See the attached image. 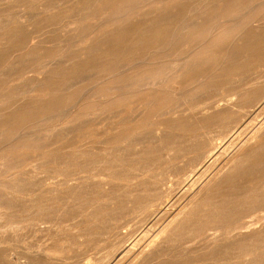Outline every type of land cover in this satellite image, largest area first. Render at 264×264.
Here are the masks:
<instances>
[{
  "label": "bare ground",
  "instance_id": "1",
  "mask_svg": "<svg viewBox=\"0 0 264 264\" xmlns=\"http://www.w3.org/2000/svg\"><path fill=\"white\" fill-rule=\"evenodd\" d=\"M72 2V6L69 9L70 14L76 13L78 17H81L80 15L82 14L85 15V17L88 16V19L91 18V25L93 24L91 30L93 31L91 32L90 30L89 32L86 30L89 34L84 39H80V50H78L74 56L64 57L63 63L60 66L49 67V64L51 63H47L49 69L46 70L44 68L46 71L44 70L45 73L43 74L44 76L42 75L43 78L39 79V76H37L39 80L36 83V89L31 88L34 86H30V89L26 87L27 90L24 88L23 92H21L22 89L21 91H18L19 93L16 91L17 96L9 99L13 96L11 94H13L12 92L14 91H12L10 93L11 97L9 96L8 98L9 100L5 99L0 92V121L3 120V122H0V127L3 126L2 128H4L9 125L16 118L17 114H19V116L23 115L24 117H29L31 108L37 107L38 104L40 105V98L47 102L48 98L55 96V93L62 89V84V86L65 84L66 89L67 80L69 81L72 79L76 70L85 72L92 69L94 71V67L102 65L103 63L105 64V62L109 63L113 61L112 64L116 62L119 64V61L117 60L127 59L125 63L121 64V67L119 66L120 68L118 67L119 71L122 72L121 77H115L118 75L116 72V75L114 76L115 78H113L114 72L111 71V69L113 70V68H111L113 65L110 64L111 66L107 67L109 71L105 67L107 72L105 74L106 76L104 74L105 77L101 75L103 78H107L106 81H109L106 83L105 88H103V86H101L100 89L96 88L106 82L103 78L104 82L102 81L99 86L96 82L94 83L93 80L90 84H96L95 86H92V84L91 86L90 84L87 86L84 85L85 87L80 89V96H77L75 100L73 99L69 103L64 104L65 110L63 109V113H66V117L64 118L65 121L60 125L64 128L63 133H65V136H68V133H71V130L68 132L70 128L69 123L73 122V119L78 118L79 120L81 119L80 121L78 120V123L80 124L82 118L79 117L89 115L85 108H93V111H91L90 114L98 116V118L95 117L98 122L99 118L102 119L100 115L104 113L103 111L106 107L105 102L112 101L111 103L115 106L112 109L116 113L120 114L121 112L120 115L122 116H120L121 118L119 117L120 119L117 118L118 120L113 121L112 129L115 131L120 129V131L115 136H104V139L94 141H87L83 134H78L80 138L77 143H75V141L71 142L70 140L72 139L70 138V140L64 141L59 146L50 144V146H41V149L37 151L32 150L33 152H31L30 150L28 153L26 151L24 153V155L27 153L25 158L23 160L22 158L19 159L20 164L17 162L18 157H15L16 159L14 158L11 161L9 160L10 162L16 160L15 162L18 163L17 165H19V169H15L13 165H9L10 163L8 164L6 160L17 155L12 154L13 151L19 149L26 150L28 148L27 142L23 143V140L27 136L29 137V135L31 136V134H34L35 132L33 131L35 130L29 128L26 125V122L21 124L20 127H11L12 130L11 133H9L10 135L8 137L4 136L3 139H0V170L4 174V178L0 180V234L2 235L9 230L11 232L14 230V232L17 231L18 233L17 229L26 225L27 227L28 225H33L38 230L45 231L48 235L50 234L53 237L58 235L56 243H53L52 245L49 244L50 246L46 247L43 246L42 250L40 248L38 256L27 257L28 259H25L24 261H22L23 259L15 260L12 256H8L9 250L3 249L0 245V264H46L48 259L50 260H48V264L49 262H52L53 264V261L56 260L53 258L63 251L62 249H64L63 247L66 245L64 242H68L70 239L68 238L70 232L64 233V231H62L65 230V227H63L62 224L63 222L66 223V221H69L70 219L71 223L70 225L67 224L68 226L66 227L73 230V235L71 236H74V238L77 239L84 237L85 239V236L88 238L89 236L92 237V234L97 232L99 234V232L109 227L108 225L112 226V224L116 223L117 221H113V219L118 217L116 214L118 215L119 212H127V214H129L128 211H142L145 214V218H149L150 214L151 216L153 215L152 213L154 211H151V207L154 205L158 206L157 212H155L157 215H154L158 222L163 217L165 218V221L159 226L160 228L158 227L159 229L157 233H154L152 236L153 238L142 248L137 247L138 245L140 247V244H138L140 239H138V243L136 240L138 237H135L136 239L132 237L136 240L132 245H130L132 240L129 245H124L126 235H121L117 241L114 240L115 243H113L111 247L112 249L109 252L107 251L110 260L112 257V260H115L114 262L116 264H120V262L129 258H131L130 264H264V213L261 217L259 216L263 219V224L260 226H252L249 224V220L245 219L252 210L259 208L264 211V116H262L263 113H259V111L264 112V81H259V79L257 80L255 78L257 81H252L253 83L251 82L249 86L246 85V87L244 84L245 87L242 86V89H239L240 93H238L240 96H238L239 98L237 97L238 100L236 102L230 103L229 99L231 97L227 100V103L225 102V105L223 102L219 104H217V102L212 107V111H209L206 114L203 113L199 118L195 117V119L190 121L186 119L188 120L186 121L183 118L180 119L181 117L178 118L174 116L176 119L171 117L174 120H169L170 123L169 121L157 122L156 127L153 130V132H155L153 133L154 138L152 139L145 136V133L143 134V132H140L143 135H138L136 136L137 138H135V141H130V138L125 134L126 130L121 129L127 126L126 124L129 121L134 122L136 120L137 124L134 128L136 131H140L139 129L143 126V124H141L143 116L148 108H151L152 115L159 114L162 106L159 103H156V94L161 95L163 92H167L170 96L179 97L187 91L191 92L192 90L205 85L210 80L209 77L212 76L213 73H216L220 77L222 76L224 79H234L240 74V71H244V68L246 69L244 64L247 62L249 67L251 66L253 68L255 64L256 66L259 64L258 67H261V65L264 64H261V62H264V23L258 22L257 25L252 26L251 22L252 29L250 33H247L248 35L246 37L245 34L244 36L238 34L239 32L235 34L233 39L230 40V44H226L228 45L226 47L228 50L218 49L215 51V49L211 48L206 49L203 48V42L206 40L207 43V38L209 39V36L212 38L213 35L214 37L217 36L218 38H222L225 35V28L227 27L222 26L219 28L218 25L227 24L229 22H234V24H236L238 20L240 21V18L248 14L253 7L255 8L256 5L263 4L264 0H184L182 3H180V0H173V2L170 0L169 2L168 0H158L156 5L155 1L154 3H151L154 4V7H151L154 9L145 12L147 8L143 10L144 8L142 7V11L144 12L138 11L135 14V16H137V14L141 12L144 14L143 18L140 17V13L138 14L140 18L138 16L130 18L129 16L128 21L124 20L125 23L123 21L122 24L110 27H108V22L113 19L108 15L113 11L117 12L124 3L115 4L117 2L116 0H72ZM120 4L122 5L121 7L119 6ZM37 5L35 4L36 7ZM46 5L45 8L48 6ZM116 5H118L119 8H117ZM126 6L124 9H127L130 4L127 7ZM42 8H39V12ZM1 9H3V6ZM37 10H35V13L32 11L34 15H41L36 12ZM46 11L47 9L45 12ZM48 11L46 13H48ZM21 13H18V16L16 15L18 17L17 23L27 28L26 22L22 19L23 16H21ZM76 14H73V17L75 15L76 21L77 19L80 21V18H78ZM94 15L99 19L97 17V19H94V17L92 18ZM0 17L2 18V16ZM29 17H31V15ZM115 17L118 18L117 16ZM44 19L46 20V18ZM8 20L9 19H7V21ZM106 20L107 23H103ZM88 21L86 22L90 23V20ZM98 21L100 24V21H103L102 23L108 28L105 27L106 30L104 28L103 30L102 28L99 30L103 24L99 27ZM82 23L80 24L82 25ZM239 23L238 25L241 24ZM50 24L52 25V23ZM2 25L3 24L0 25V55L1 53H4L2 52L3 50L9 49L12 35H14L12 32H15L11 30V27L5 29ZM62 25H64V23ZM89 25L90 24L86 26ZM75 26L73 25L72 28H76ZM24 27L22 28L24 29ZM58 27H55L56 30H58ZM50 29L54 30V28ZM88 29L90 28L88 27ZM43 31L46 32L45 30ZM230 31L228 33H230ZM23 34L24 33L22 32L21 36ZM30 34L32 33L30 32ZM69 35L71 34L69 33ZM50 37L52 38V36ZM18 38L20 39V37ZM59 38L63 39L64 37L61 36ZM14 39L17 38L14 37ZM65 40L68 39L65 38ZM80 40H78V42ZM75 42L78 43L77 41ZM27 43L29 42L27 41ZM33 43L35 42L31 41V45ZM176 43H181L182 45H179L184 47L182 50L185 51L183 53L181 52V55H179L181 48H179V53L176 52L178 49H174V44ZM211 43L212 40L210 44ZM33 46H28L29 48H32L30 49L29 54H34L39 51L38 49L37 51L35 50V52ZM39 46L40 45L37 47ZM230 46H232V48H228ZM10 48L13 49L12 47ZM176 48H178V46ZM75 49L77 50L76 47ZM13 51L11 52L10 50V52H8L9 54H12V57H10L8 53L6 56L7 59L10 57L11 61L8 59L10 63L13 64L16 62L17 64V61H14L17 54L13 56ZM71 51L72 50H70V52ZM23 52H25V50ZM175 53L178 55L176 56ZM21 56L22 55H20V57ZM32 57L34 58V56ZM169 58L172 59H170L171 61L169 60L171 64L168 65L169 61H167V59ZM4 60L6 59L4 58ZM53 61L54 60L50 62ZM249 62H252V64L250 65ZM8 63L9 62H7V64ZM9 65L7 67L11 66ZM102 66L104 67V65ZM157 66L160 69L161 74L165 72L167 73V70H169L168 73L171 74L170 81L163 78L160 73L157 74L159 70L156 68ZM167 66H170V68L167 69ZM25 67L27 68V66ZM3 68L4 66L2 64V69ZM102 68H97L96 71ZM116 68L114 70H116ZM156 69L158 70L156 71ZM110 71L112 73H108ZM9 73L6 72V74ZM40 73L42 72L40 71ZM9 75V80H11V75H13V73L10 76ZM215 75L213 74V77ZM243 75L245 77V74ZM80 78L84 80V78ZM14 80L15 79L12 81ZM20 80L23 81L22 79ZM4 81H6V79ZM0 82H2V80H0ZM231 82L232 84L234 83L233 81ZM8 83L11 84L12 82L10 81ZM148 84L152 85L154 91L150 94H145L144 92L142 94V90L147 87ZM14 85L16 84L14 83ZM18 85L14 86V88H20ZM33 85L35 84L33 83ZM219 85H221L220 82ZM5 87L3 86L0 90L2 91ZM149 88L151 87L149 86ZM36 90L40 91L39 93L37 91L38 95L34 92ZM204 90H206V88ZM5 93L7 92L4 91V94ZM168 94L166 96H169ZM101 95L108 96V99L101 98ZM131 95L134 97L133 102L136 104L132 112H130L131 109H128L129 105L125 102L126 98ZM211 95L212 94L209 96ZM194 96L197 98V95ZM215 98L217 97L215 96ZM49 101L52 102L51 100ZM207 101L204 103H207ZM207 104H210V102ZM89 105H91V107ZM248 107L253 108L247 110ZM81 108H83V110H81ZM37 109L35 111H37ZM109 109L110 111H113L111 108ZM61 110L62 108L60 111ZM55 113L58 114V112L53 113L54 117ZM162 113L160 114L162 115ZM49 114L51 115V112ZM111 114L114 115L113 112ZM8 115L10 116V119L7 118ZM60 115H62V113ZM260 115L262 116L261 118ZM23 116L21 119H23ZM52 116H50V120ZM86 117L88 118V116ZM47 119H49V116ZM60 120L62 121V119ZM186 122H190V126L188 125L189 123ZM53 123L56 122L53 121ZM56 124L57 126L59 125L58 123ZM215 124L222 127L217 136L218 138H221L222 142L220 141L217 144L215 143L217 137L214 135L208 136V134H211L212 132L208 129L205 130V128L211 127L212 125L215 126ZM233 124H236L233 126L234 130L230 128ZM57 126H51V128L49 127L46 131L53 133ZM231 130L232 133L229 134V131ZM40 131L41 130L39 129V133ZM144 131L146 132V129H144ZM39 133L37 135H40ZM1 134H3V132ZM4 134L7 135V133ZM150 134L151 133L148 135L150 136ZM202 135L208 136L207 141L204 143L199 141L200 136ZM90 142L97 143V145L94 146L92 144L91 146ZM46 143L48 144V142ZM8 154L13 155V157H10ZM183 155H189L188 157L190 159L185 157L188 162H184V159L181 158L184 162H182V164H187L185 165V169H183L185 170L182 175L183 179L176 180L179 185L184 182V186H181L180 189L181 192L178 188L177 191L175 190L176 188L173 187L162 188V184L166 180V177H159L162 172H165L162 170L163 164L160 165V161L165 163L169 162V164L171 162L170 165L172 168L175 160ZM181 161L182 160H180V162ZM169 164H167V166H169ZM180 164L181 163L178 162L174 165H176L175 167L180 168ZM182 167L184 168V165ZM96 168H98L100 172H92L93 169ZM179 168L177 170L180 172L181 169L179 170ZM178 171L174 170L173 172ZM163 177L165 180L162 179ZM182 195L184 199H186V202L178 208L177 201ZM167 197H171L173 202L163 207L162 204ZM134 216L136 217V215ZM48 222H50L49 225ZM109 222H112V224ZM146 222L148 223V221ZM115 225L117 226V224ZM144 228L146 229L147 227ZM151 230H153V228ZM104 231L106 234V230ZM202 234L209 235L210 240L206 243L201 252H196L195 248L191 249V251L187 248L185 250L187 255L185 254V257L181 255L184 257L182 258L183 260L179 258L176 259L178 251L175 250V246L178 241L180 243V241L184 239L188 240L191 236H202ZM118 235L120 236V234ZM2 240L3 236H0V244ZM28 250L30 251V249ZM190 252L193 254L191 255ZM79 255L81 256V254ZM177 260H181V262L179 261V263Z\"/></svg>",
  "mask_w": 264,
  "mask_h": 264
},
{
  "label": "rangeland",
  "instance_id": "2",
  "mask_svg": "<svg viewBox=\"0 0 264 264\" xmlns=\"http://www.w3.org/2000/svg\"><path fill=\"white\" fill-rule=\"evenodd\" d=\"M22 1V2H21ZM28 1H30V2H28ZM40 1V2H39ZM42 1V2H41ZM113 1H115V0H113ZM117 2L115 3V4H118V3H121V4H123V6L120 4L119 6L121 7V8H119V6L118 5H116L117 6V8H119L118 10H117V12H111V14H109L108 16L109 17H111L113 20L112 21H110V22H108V27H110V26H116V25H119V24H122V22L125 20V21H128L129 20V16H130V18H134V17H139V15L138 14H140L141 12H139L138 14H137V16H135V14L138 12V11H142V9L143 10H145L146 8L148 9H146L145 10V12L146 11H149L150 9H154V8H151V7H154V4H151V3H154V1H155V5H156V3H157V1L156 0H116ZM125 1V2H124ZM143 1V2H142ZM171 2H173V0H170ZM177 1H179V0H177ZM184 0H180V3H182ZM186 1V0H185ZM25 2V3H24ZM37 2V3H36ZM150 2V3H149ZM168 2H169V0H168ZM10 3V4H9ZM11 3H13V4H11ZM19 3V4H18ZM44 3H46V4H44ZM50 5H49V4ZM54 3V4H53ZM72 0H36V1H34V0H0V16H2V18H3V21H2V18L0 17V25L1 24H3L2 25V27L3 28H9V27H11V30H13V31H15V32H12V34H14V35H12V39H11V42H10V47H12L13 49H11L10 47H9V49L11 50V52L13 51V56H15L16 54V59L14 60V61H17V64H16V62L15 63H10V57H12L11 55V53L9 54L8 52H10V50L9 49H7V50H9V51H7V50H3L2 52H4L3 54L1 53V55H0V68H1V70H0V73L2 74H0V80H2V82H0L1 84V88L0 89H2L3 88V86L5 87V86H7L8 88H10V89H8L7 87H5L2 91L0 90V92L3 94V97L5 98V99H8L9 98V96H10V93L12 92V91H14V92H12L13 94H11V95H13L11 98H9V99H12L13 97H15V96H17L16 95V93L18 92V91H21V89H22V91L21 92H23V90H24V88L26 89V87L27 88H29L30 89V86H34V87H31L32 89H36L35 88V86H36V83L38 82V80L39 79H41V78H43L42 77V75L45 73L44 72V70L46 69H49V67H53V66H60L62 63H63V60H64V57H71V56H74L76 53H77V51L78 50H80V43H81V40L82 39H84L85 37H87L88 36V34H89V32H90V30L92 29V26H93V24L91 25V21H92V19L91 18H89L88 19V16H86L85 17V15H80L81 17H78V15L76 14V13H73V14H76L77 15V17L78 18H80V21H79V19H77V21H76V16L74 15V17H73V14H70V7L72 6ZM129 3L130 4V6L127 8V9H124L125 8V6L127 5V4ZM35 4L37 5V7L35 6ZM40 4H41V6H40ZM44 4V5H43ZM128 4V5H129ZM10 5V6H9ZM12 5V6H11ZM31 5V6H30ZM45 5L47 6L46 8H45ZM53 5V6H52ZM127 5V6H128ZM132 5V6H131ZM2 6H3V9H1L2 8ZM9 7V8H7V7ZM17 6V7H16ZM20 6V7H19ZM39 6V7H38ZM42 6H43V8H42ZM126 6V7H127ZM134 6V7H133ZM15 7V8H14ZM19 7V8H18ZM26 7V8H25ZM143 7V8H142ZM39 8H42V10L39 12ZM123 8V9H122ZM8 9V10H7ZM20 9V10H19ZM27 9V10H26ZM38 9V10H37ZM47 9V11H48V13H46L45 12V10ZM129 9V10H128ZM141 9V10H140ZM256 9V10H255ZM12 12H11V11ZM35 10H37L36 12L37 13H39V14H41V15H38V14H35L34 15V13H35ZM73 10H75V9H73ZM122 10V11H121ZM5 13H4V12ZM7 11V12H6ZM14 11V12H13ZM19 11V12H18ZM23 12V13H21V12ZM26 11V12H25ZM34 13H33V12ZM27 12H28V14H27ZM31 12V13H30ZM52 12V13H51ZM75 12V11H74ZM142 12H144V11H142ZM18 13L20 14H22L21 16H26V17H24V18H27V16H28V18L27 19H24L23 17H22V19L24 20V22H26V25H27V28L26 27H24L23 25H19L18 23H17V16H18ZM29 13H30V15H31V17H29L30 15H29ZM15 14V15H14ZM25 14V15H24ZM50 15V16H48V15ZM69 14V15H68ZM118 14V15H117ZM249 14V15H248ZM248 14H246L245 16H243L242 18H240V21L238 20V22L236 23V24H234V22H229V23H225V24H222V25H218L219 26V28L220 27H222V26H225V27H227V28H225L226 29V31H225V35L222 37V38H218L217 36L216 37H214V35L212 36V38L209 36V39L207 38V43H206V40L202 43L203 44V48H206V49H208V48H211V49H215V51H217L218 49L219 50H221V49H224V50H228L226 47L230 44V40H232L233 39V37L235 36V34H237L238 32V34H241V35H243L244 36V34H245V37L250 33V31H251V29H252V27H251V24H252V26H255V25H257L258 24V22H261V23H264V3L263 4H258V5H256L255 6V8L253 7L252 8V10H250L249 11V13ZM17 15V16H16ZM34 15V16H33ZM37 15V16H36ZM48 17H47V16ZM52 15V16H51ZM97 15V14H96ZM127 15V16H126ZM134 15V16H133ZM141 15H143V16H141ZM20 16V15H19ZM39 16H41V17H39ZM64 16V17H63ZM83 16V17H82ZM115 16H117L118 18H114ZM132 16V17H131ZM10 17V18H9ZM33 17V18H32ZM65 17H67V18H65ZM94 17V19H97L98 17L97 16H92V18ZM97 17V18H96ZM126 17H128V18H126ZM140 17H144V14L143 13H141L140 14ZM139 17V18H140ZM9 19L8 21H7V19ZM12 18V19H11ZM30 18V19H29ZM31 18H32V20H31ZM37 18V19H36ZM43 18V19H42ZM44 18H46V20L44 19ZM48 18V19H47ZM54 18V19H53ZM70 18V19H69ZM83 18V19H82ZM85 18V19H84ZM141 18V19H142ZM244 18V19H243ZM53 19V20H52ZM68 19V20H67ZM82 19V20H81ZM99 19V18H98ZM243 19V20H242ZM262 19V20H261ZM5 20H6V22H5ZM25 20H27V21H25ZM31 20V21H30ZM48 20V21H47ZM50 20V21H49ZM51 20H52V22H51ZM72 20V21H71ZM84 20H86V21H88V20H90V23H88V22H86V21H84ZM252 20V21H251ZM253 20H254V22H253ZM11 21H12V23H11ZM34 21V22H33ZM36 21V22H35ZM43 21H47V22H43ZM57 22V24H56V22ZM60 21V22H59ZM63 21V22H62ZM75 21H76V23H75ZM93 21H97V20H93ZM125 21H124V23H125ZM34 24H33V23ZM39 22V23H38ZM68 22V23H67ZM83 22V23H82ZM85 22H86V24H85ZM101 22V24H103V23H107V20L105 21V22H103V21H100ZM103 22V23H102ZM241 24H240V23ZM252 22V23H251ZM6 23V24H5ZM9 23V24H8ZM36 23V24H35ZM50 23H52V25L50 24ZM58 23H60V24H58ZM64 23V25H62ZM80 23H82V25L80 24ZM98 23H99V21H98ZM115 23V24H114ZM238 23L240 24V25H238ZM247 23V24H246ZM251 23V24H250ZM4 24H5V26H4ZM28 24H29V27H28ZM45 24V25H44ZM65 24H66V26H65ZM88 24H90L89 26H86V25H88ZM100 23H99V27H100V25H101ZM11 25V26H10ZM60 25V26H59ZM62 25V26H61ZM75 26L76 28H72V26ZM229 25V26H228ZM233 25H235V26H233ZM14 26V27H13ZM36 26V27H35ZM38 26H40V27H38ZM57 28L58 26L60 27H58V30H56V28ZM91 26V27H90ZM104 26V27H103ZM232 26V27H231ZM22 27H24V29L22 28ZM44 27V28H43ZM63 27V28H62ZM72 29H71V28ZM88 27L90 28V29H88ZM105 27L106 28H108L106 25H102L100 28H99V30L102 28V30H103V28L105 29ZM229 27H230V29H231V31H230V29H229ZM236 27H238V28H236ZM13 28V29H12ZM23 30H22V29ZM34 28V29H33ZM36 28H37V31H36ZM39 28V29H38ZM43 28V29H42ZM45 28H47V29H45ZM50 28H54V30L53 29H50ZM64 28H65V30H64ZM69 28H70V30H69ZM27 29V30H26ZM31 29H32V31H31ZM68 29V30H67ZM17 30V31H16ZM19 30V31H18ZM26 30V31H25ZM29 30V31H28ZM33 30H34V32H33ZM43 30H45L46 32H44ZM81 32H80V31ZM86 30H88V31H86ZM101 30V31H102ZM106 30V29H105ZM241 30V31H240ZM28 31V32H27ZM39 31V32H38ZM50 31V32H49ZM62 31V32H61ZM68 33H67V32ZM70 31V32H69ZM93 30H91V32H92ZM230 31V33H228ZM245 31V32H244ZM24 33L22 36H21V33ZM30 32L33 34H30ZM40 32H41V34H40ZM59 32V33H58ZM243 34H242V33ZM19 33V34H18ZM46 33V34H45ZM66 33H67V35H66ZM69 33L72 35H69ZM75 33H77V34H75ZM248 33V34H247ZM48 34V35H47ZM18 35H20V36H18ZM52 36V38H53V40H52V38L50 37V36ZM63 35H66V36H63ZM74 35V36H73ZM15 38H17V39H14V37ZM34 36V37H33ZM39 36V37H38ZM43 36V37H42ZM64 37L63 39L62 38H59V37ZM18 37H20V39L18 38ZM36 37V38H35ZM56 39H55V38ZM69 37V38H68ZM75 37V38H74ZM27 38V39H26ZM32 38H34V39H32ZM41 38V39H40ZM51 40H50V39ZM58 38H59V40H58ZM65 38L66 39H68V40H65ZM15 40V42H14V40ZM43 39V40H42ZM72 39V40H71ZM81 39V40H80ZM212 40V43L210 44V42H211V40ZM22 40V41H21ZM26 40V41H25ZM36 40V41H35ZM55 40V41H54ZM62 40V41H61ZM65 40V41H64ZM78 40H80L79 42H78ZM224 40V41H223ZM12 41H13V43H12ZM27 41L29 42V43H27ZM31 41L32 42H35V43H33L34 44V46H33V44L31 45ZM38 41H40V42H38ZM59 41V42H58ZM75 41H77L78 43H76ZM18 42V43H17ZM38 42V43H37ZM48 42V43H47ZM68 42H70V43H68ZM208 42H209V44H208ZM219 42V43H218ZM54 43V44H53ZM56 43V44H55ZM206 43V44H205ZM229 43V44H228ZM17 44H19V45H17ZM28 44V45H27ZM40 45L39 47H37L38 45ZM70 46H69V45ZM77 44V45H76ZM178 44V45H177ZM179 44H181V43H176V44H174V49H178L176 52L177 53H179V51H180V49L179 48H181V51H180V54L179 55H181L184 51L182 50V49H184V47L182 46L181 47V45H179ZM217 44H219V45H217ZM226 44H228V45H226ZM12 45V46H11ZM17 47H16V46ZM22 45V46H21ZM46 45V46H45ZM178 46V48H176L177 46ZM19 46V47H18ZM28 46H33L34 47V51L36 50H38L39 49V51L37 52V53H34V54H29V51H30V49H32L31 47L29 48ZM16 47V48H15ZM46 47H48V48H46ZM75 47L77 48V50L75 49ZM215 47V48H214ZM22 48H24V49H22ZM64 48V49H63ZM228 48H232V46H230V47H228ZM15 49H17V50H15ZM42 49V50H41ZM25 50V52H23ZM56 50V51H55ZM70 50H72L71 52H70ZM76 50V51H75ZM19 51H21V52H19ZM33 51V52H34ZM35 51V52H36ZM59 51V52H58ZM42 52V53H41ZM47 52V53H46ZM53 54H52V53ZM182 52V53H181ZM7 53L10 55V57L7 59ZM41 53V54H40ZM62 53V54H61ZM67 53V54H66ZM177 53H175V55L177 56L178 54ZM4 54H5V56H4ZM22 55L23 56V54H24V56L22 57H20V55ZM27 54V55H26ZM60 54V55H59ZM57 55V56H56ZM4 56V57H3ZM31 56V57H30ZM32 56H34V58L32 57ZM44 56V57H43ZM25 57H26V59H25ZM28 57H30V58H28ZM46 57V58H45ZM50 57V58H49ZM4 58L6 59V60H4ZM22 58V59H21ZM29 60H28V59ZM19 59V60H18ZM50 59H52V60H54L53 62H50V61H52V60H50ZM170 59H172V58H169V59H167V61H169ZM8 60V61H7ZM22 60V61H21ZM37 60V61H36ZM38 60H39V62H38ZM47 60V61H46ZM126 60L127 59H122V60H117V61H119V64H118V62H116V63H114V64H112L113 63V61L112 62H105V64L103 63L102 65H104V67L102 66V65H99V66H96V67H94V71L98 74V79H97V74L93 71H91V70H89V71H82V72H80L79 70H76V72H74V74H73V77H72V79H70L69 81L67 80V87H66V89H65V84H64V86H62L61 85V87H62V89L61 90H59L57 93H55V96H51V98H48L47 99V102H45V100H42L41 98H40V105L38 104L37 105V107H32L31 108V110H30V112H29V117L28 116H26V117H24L23 115V119H21V115L19 116V114H17V116H16V120L14 119L9 125H7L6 127H4V128H2V127H0V128H2V129H0V132H1V130H2V132H3V134L4 133H7V135H3V134H1L0 133V139H3L4 138V136L6 137H8L10 134L9 133H11V130H12V128L11 127H13V128H15V127H20V125L21 124H23V123H26L27 122V126L29 127V128H32V130H35V131H33V132H35L34 134H31V136L29 135V137L27 136L22 142L23 143H25V142H27V144H28V148L26 149V150H17V151H13L12 152V154H17V155H15L14 157H13V155H11V154H8V155H10V157H13V158H8L6 161H7V163L9 164V165H13L14 167H15V169L17 168V169H19V165H17L18 163H19V159L20 158H22V160L25 158V155L28 153V151H30L31 150V152H33V151H37V150H39V149H41L40 147L41 146H50V144H53V145H55V146H59L60 144H62L64 141H66V140H70V138L72 139V140H70L71 142H73V141H75V143H77L78 142V139L80 138V136L79 135H84V138L86 137V140L87 141H94V140H101V139H104V136L105 137H107V136H109V135H112V136H115L119 131H120V129L119 130H117V131H115L114 129H112L113 128V121H115V120H118V119H120L122 116L120 115L121 114V112H120V114L119 113H116V112H114V110L112 109V108H114L115 106H113V103H111L112 101L111 100H109V101H111V102H105V104H106V107L104 108V113L103 114H101L100 116L102 117V119L101 118H99V120H98V122H97V119L96 118H98V116H93L92 114H90V112L91 111H93V108H85V110H87V112L89 113V115H86V116H88V118L86 117V116H82V117H79V118H82V121L80 122V124L78 123V118H75V119H73V122H71V123H69V125H70V128H69V130H68V132L70 131L71 133H68V136H65V133H63V130H64V128H62L60 125H62V123L65 121V117H66V113L64 114L63 113V109H64V107H65V105L64 104H66V103H69L71 100H75V98L77 97V96H80L81 95V93H80V89L82 88V87H85V86H87V85H89L90 84V82H92L93 80H94V83L96 82V84L99 86L101 83H102V81H103V79L106 81L107 80V78H103V77H105L106 75V68L108 67V66H111L110 64H112L113 66L111 67V68H113V70L111 69V71H113L114 72V75H113V78H115V77H121L122 76V72H120L119 71V68L121 67V64L122 63H125L126 62ZM9 62L8 64H7V62ZM116 61V60H115ZM121 61H123V62H121ZM171 61V60H170ZM168 62V65L169 64H171V62ZM23 62V63H22ZM29 62V63H28ZM31 62H33V63H31ZM35 62V63H34ZM51 63V64H49V63ZM59 62V63H58ZM121 62V63H120ZM27 63V64H26ZM49 64V67H47L48 66V64ZM248 63V62H247ZM247 63L246 64H244L245 66L244 67H246V69L244 68V71H240V74L236 77V78H234V79H230V78H226V79H224V78H222V76L220 77V76H218L216 73H213L215 76L214 77H216V78H214L213 77V74H212V76H210L209 77V79L211 80H209L205 85H203V86H201V87H199V88H197V89H194V90H192L191 92L190 91H187L188 92V94H187V92H185L184 94H182V95H180L179 97L177 96V97H173V96H170L167 92H163V94H161V95H157L156 94V96H157V102L156 103H159L162 107H161V110H160V112H159V114H157V115H152L151 114V108H148L147 110H146V112H145V115L143 116V121H142V123L141 124H143V126L139 129L140 131H136L135 130V126H136V124H137V122H136V120L134 121V122H132V121H129L126 125L127 126H125L124 128H121L122 130H126V133L125 134H127V137L128 138H130L129 140L131 141H135L136 139L135 138H137L136 136H138V135H143L144 133H145V136H148L150 139H152V138H154L153 136V133H155V132H153V130H154V128L156 127V124H157V122H160V121H164V122H168L169 120L170 121H173L174 119H172L171 117H181L180 119H188L189 121L190 120H193V119H195V117L197 118H199V116L201 117V115L204 113V114H206V113H208L209 111H212L213 109H212V107L214 106V104H216L217 102V104H219V103H224V105H225V102L227 103V100L229 99V101H230V103L231 102H236L237 100H238V96H240V92H239V89H242V86L243 87H245L246 85L247 86H249V84L253 81V82H255V81H257L258 79H259V81L261 80V81H264V67H263V65L264 64H262V63H264V62H261V67H258L259 66V64H258V66H256V64L255 63H253V64H255V66L252 68L251 66V68L249 67V64L247 65ZM250 63V65L252 64V62H249ZM2 64H3V66H4V68L2 69ZM12 66H10V65ZM14 64H16V65H14ZM23 64H25V65H23ZM29 64H30V66H29ZM42 64V65H41ZM44 64H45V66H44ZM116 64H118V65H116ZM10 66V67H7V66ZM35 65V66H34ZM20 66H22V67H20ZM25 66H27V68L28 69H30V70H28ZM30 68H29V67ZM32 66V67H31ZM103 68H102V67ZM120 66V67H119ZM171 66V65H170ZM170 66L168 67L167 66V69H169L170 68ZM253 66V65H252ZM7 68V70H6V68ZM18 67V68H17ZM24 67V68H23ZM37 67V68H36ZM106 67V68H105ZM117 67V68H116ZM119 67V68H118ZM248 67V68H247ZM10 68H12V69H10ZM45 68V69H44ZM97 68L99 69V68H102V69H100V70H98V71H96L97 70ZM105 68V69H104ZM116 68V70H114ZM156 68H158V66L156 67ZM263 68V69H262ZM34 69V70H33ZM159 69V68H158ZM158 69H156V71L158 70ZM11 70V71H10ZM19 70V71H18ZM43 70V71H42ZM45 70V71H46ZM107 70H108V68H107ZM10 73H9V72ZM15 71V72H14ZM40 71L42 72V73H40ZM109 71V70H108ZM108 72V73H112V72ZM6 72L7 73H9L10 75L13 73V75H11V80H9V77H8V75L9 74H6ZM85 74H84V73ZM99 72V73H98ZM117 72V74L118 75H116L115 73ZM119 72V73H118ZM169 72V70H167V73L165 72V73H163V74H161V72H160V69L158 70V72H157V74H161L162 75V77L163 78H165L166 80H168V81H170L171 80V74L170 73H168ZM20 75H19V74ZM24 73H26V74H24ZM78 73V74H77ZM121 73V74H120ZM16 74V75H15ZM23 74V75H22ZM41 74V75H40ZM76 74V75H75ZM95 74V75H94ZM105 76H104V75ZM156 74V75H157ZM170 74V75H169ZM243 74H245V77H244V75ZM9 75V76H10ZM19 75V76H18ZM92 75H93V77H92ZM101 75H103V77L101 76ZM116 75V76H115ZM120 75V76H119ZM168 75V76H167ZM242 75V76H241ZM31 76V77H30ZM33 76H35V77H33ZM37 76H39L38 78H37ZM44 76V75H43ZM88 76V77H87ZM90 76V77H89ZM115 76V77H114ZM218 76V77H217ZM247 76V77H246ZM263 76V77H262ZM2 77H4V78H2ZM7 77V78H6ZM17 77V78H16ZM75 77V78H74ZM80 77H82V78H84V80L83 79H81ZM96 77V78H95ZM101 77V78H100ZM167 77V78H166ZM211 77H212V79H211ZM239 77H244V78H239ZM26 78H27V80H26ZM37 80H36V79ZM103 78V79H102ZM219 78H222V79H224V80H222V79H219ZM239 78V79H238ZM257 80H256V79ZM6 79V81H4V80ZM13 79H15L14 81H12ZM16 79H18V80H16ZM20 79H22L23 81H21ZM33 79H34V81H33ZM75 79V80H74ZM76 79H77V81H76ZM101 79V80H100ZM230 79V80H229ZM241 79V80H240ZM20 80V81H19ZM81 80V81H80ZM86 80V81H85ZM98 80V81H97ZM12 82L11 84L10 83H8V82ZM18 81H19V83H18ZM24 81H26V82H24ZM31 81V82H30ZM80 81V82H79ZM224 81V82H223ZM231 81H233L234 83L232 84V82ZM242 81V82H241ZM4 82V83H3ZM6 82V83H5ZM29 82V83H28ZM72 82H74V83H72ZM84 82H85V84H84ZM104 82V81H103ZM107 82H109V81H106L105 83H102L99 87H96L97 89L99 88H101V86H103V88H105L106 87V83ZM219 82H220V84L221 85H219ZM241 84H240V83ZM252 82V83H253ZM14 83L16 84V85H14ZM32 83V84H31ZM33 83L35 84V85H33ZM69 83V84H68ZM99 83V84H98ZM3 84V85H2ZM6 84V85H5ZM19 84V85H18ZM23 84H26V85H23ZM30 84V85H29ZM92 84V86H95L93 83H91ZM91 84H90V86H91ZM244 84H245V86H244ZM18 85V87L20 86V88H17V87H15L14 88V86H17ZM85 85V86H84ZM12 86V87H11ZM24 86V87H23ZM149 86L151 87V88H149ZM211 86V87H210ZM246 86V87H247ZM21 87H23V88H21ZM14 88V89H13ZM17 88V89H16ZM64 88V89H63ZM76 88V89H75ZM95 88V87H94ZM95 88V89H96ZM102 88V89H103ZM206 88V90H204ZM7 89H8V91H7ZM20 89V90H19ZM83 89V88H82ZM145 89V90H144ZM143 90H142V94H143V92L145 93V94H150L152 91H154V88H152V85L151 84H148V86L147 87H145ZM208 89V90H207ZM209 89H212V90H209ZM27 90V89H26ZM25 90V91H26ZM77 90V91H76ZM4 91L5 92H7V93H5L4 94ZM17 91V92H16ZM37 91L38 90H36V91H34L35 93H36V95H38V93L40 92V91H38V93H37ZM202 91V92H201ZM209 91V92H208ZM237 91V92H236ZM9 92V93H8ZM69 92H71V93H69ZM204 92V93H203ZM212 92V93H211ZM213 92H214V94H213ZM239 92V93H238ZM0 93V94H1ZM19 93V92H18ZM196 93V94H195ZM206 93V94H205ZM208 93V94H207ZM236 93V94H235ZM169 95V96H166V95ZM191 94V95H190ZM210 94H212L211 96H209ZM238 94V95H237ZM7 95V96H6ZM194 95H197V98H196V96H194ZM204 97H203V96ZM205 95H207V96H205ZM232 95V96H231ZM2 96V95H1ZM6 96V97H5ZM166 96V97H165ZM188 96V97H187ZM201 96V97H200ZM215 96L217 97V98H215ZM3 97H2V99H3ZM101 98H106V100L108 99V96H104V95H101L100 96ZM129 97V98H128ZM127 98H126V100H125V102H126V104H128L129 106H128V109L130 110V112H132L133 111V109L135 108V106H136V104H135V102H133L134 101V97L131 95V96H128ZM164 97H165V99H164ZM171 97H173V98H171ZM184 97V98H183ZM190 97V98H189ZM194 97V98H193ZM204 99H203V98ZM235 97V98H234ZM238 97V98H237ZM186 98V99H185ZM209 98V99H208ZM234 98V99H233ZM8 99V100H9ZM62 99V100H61ZM164 99V100H163ZM183 99V100H182ZM184 99H185V101H184ZM188 99H190V100H188ZM192 99V100H191ZM193 99H194V102H193ZM203 99V100H202ZM215 99V100H214ZM231 99H232V101H231ZM49 100H51L52 102H50ZM207 100H209V101H207ZM211 100V101H210ZM183 101V102H182ZM187 101V102H186ZM207 101V103H209L210 102V104H207V103H204V102H206ZM6 102V101H5ZM200 102V103H199ZM7 103V102H6ZM111 103V104H110ZM173 103V104H172ZM177 103V104H176ZM180 103V104H179ZM44 104H46V105H44ZM133 104V105H132ZM177 106H176V105ZM191 104V105H190ZM197 104V105H196ZM200 104V105H199ZM203 106H202V105ZM43 105H44V108H43ZM55 105H56V107H55ZM195 105V106H194ZM40 108H39V107ZM48 106V107H47ZM90 107H91V105H89ZM134 106V107H133ZM175 106V107H174ZM192 106V107H191ZM198 106V107H197ZM54 107V108H53ZM58 107V108H57ZM149 107V106H148ZM187 107V108H189V109H185V108ZM39 110H38V109ZM62 108V110L60 111V109ZM109 108H111L113 111H110V109ZM168 110H167V109ZM170 108V109H169ZM193 108V109H192ZM253 107H248V109L247 110H249V109H252ZM37 109V111H35ZM208 109V110H207ZM40 110H42V111H40ZM65 110V109H64ZM81 110H83V108H81ZM129 110H128V112H129ZM164 110H166V111H164ZM164 113H162V112ZM175 111V112H174ZM33 112V113H32ZM42 112V113H41ZM45 112V113H44ZM51 112V115L49 114V113ZM54 112H58V114L57 113H55V117H54V114L53 113ZM62 113V115H60L61 113ZM64 112H66V111H64ZM113 112L114 113V115H112L111 113ZM129 112V113H130ZM174 112V113H173ZM193 112H194V114H195V116H194V114H193ZM197 112V113H196ZM39 113V114H38ZM40 113H41V115H40ZM160 113H162V115L160 114ZM201 113V114H200ZM259 113L261 114V113H263L262 114V116H264V112L262 111H259ZM49 114V115H48ZM57 114V115H56ZM198 116H197V115ZM49 116V119H47L48 118V116ZM53 115V116H52ZM112 115V116H111ZM50 116H52L51 117V120H50ZM58 118H57V117ZM121 116V117H120ZM261 115H260V118L262 117ZM28 117V118H27ZM44 117H47V118H44ZM54 117V118H53ZM62 117V118H61ZM96 117V118H95ZM120 117V118H119ZM174 117V118H175ZM7 118H9L10 119V116L8 115L7 116ZM26 118H27V120H26ZM85 118V119H84ZM118 118V119H117ZM150 118V119H149ZM168 118V119H167ZM172 120H171V119ZM18 119V120H17ZM60 119H62V121L60 120ZM64 119V120H63ZM104 119V120H103ZM167 119V120H166ZM176 119V118H175ZM21 120V121H20ZM81 120V119H80ZM79 120V121H80ZM87 120H89V121H87ZM130 120H132V119H130ZM157 120V121H156ZM188 120H186V121H188ZM16 121V122H15ZM21 122V123H19V122ZM53 121L54 122H56V123H58L59 125L57 126V124L56 123H53ZM58 121V122H57ZM60 121V122H59ZM170 121H169V123H170ZM0 122H3V120H1ZM52 122V123H51ZM86 122V123H85ZM14 123H19L18 125L17 124H14ZM40 123V124H39ZM132 123V124H131ZM135 123V124H134ZM186 123H189L188 125L190 126V122H186ZM53 124V125H52ZM131 124V125H130ZM57 126L55 129L56 130H54V132L53 133H49L50 131H46L49 127L51 128V126ZM234 125H236V124H233L232 125V127H230V128H232V130H234L233 129V126ZM5 126V125H4ZM10 126V127H9ZM81 126V127H80ZM133 126V127H132ZM154 126V127H153ZM41 127H42V129L43 128H45V129H43V131H42V129H41ZM61 127V128H60ZM127 127V128H126ZM132 127V128H131ZM6 128V129H5ZM189 128V127H188ZM221 126H218V125H216L215 124V126H211V127H207V128H205V130H210L211 132V134H208V136L209 135H214V136H218V133L221 131ZM9 131H8V130ZM39 129L41 130L40 131V133H39ZM144 129H146V132L144 131ZM150 129H152V130H150ZM37 130H38V132H37ZM108 130H111V131H108ZM132 130V131H131ZM143 130V131H142ZM148 130V131H147ZM214 130V131H213ZM217 130H218V132H217ZM232 130L231 131H229V134H231L232 133ZM6 131H8V132H6ZM56 132H58V133H56ZM140 132H143V134H141ZM40 134V135H37V134ZM49 133V134H48ZM60 133H62V134H60ZM149 133H151L150 134V136L148 135ZM51 134V135H50ZM69 134H70V136H69ZM79 134V135H78ZM102 134V135H101ZM48 135V136H47ZM64 135V136H63ZM208 136H206V135H202V136H200V139H199V141H201V142H206L207 141V137ZM48 137V138H47ZM74 137V138H73ZM147 137V138H148ZM228 137V136H227ZM28 138V139H27ZM48 140H46V139ZM56 138V139H55ZM97 138V139H96ZM218 138V137H217ZM216 138V140H215V143L217 144V143H219L220 141H221V138H218L217 139ZM134 139V140H133ZM46 140V141H45ZM51 140H52V142H51ZM2 141V140H1ZM129 141V142H130ZM46 142H48V144L46 143ZM222 142V141H221ZM91 143V144H90ZM89 144L92 146V144L95 146V145H97V143L95 144V143H93V142H90ZM219 145V144H218ZM38 147V148H37ZM33 150V151H32ZM20 151H22V152H20ZM24 151V152H23ZM27 151V153L24 155V153ZM20 156V157H19ZM184 156V157H183ZM183 156H179L176 160L179 162V163H181L180 165H181V167L179 168V170L181 169V171L179 172L177 169V167H175L176 165H174V164H176V163H178L176 160H175V162H174V164H173V167L171 168V162H170V164H169V162H161L160 161V165L161 164H163V166H162V170L163 171H165V172H162L160 175H159V177H162V176H164V177H166L165 179L167 180V182H166V180L164 179V177L162 178V179H164L165 181H164V183L162 184V188L164 187V189H165V187H167V188H169V187H173V188H176L175 190L177 191V188H178V190L180 191V189H181V186H184V182H183V184L181 183V185H179V184H177V182L178 181H176L177 179L179 180V179H183V177H182V175H183V171H185V170H183V169H185V165H187V164H182V162H183V159H184V162L186 161V158L189 156V155H183ZM17 158V162H15L16 160H14V162L12 161V162H10L11 160H13L14 158ZM186 157V158H185ZM15 158V159H16ZM181 158H183V159H181ZM189 158V157H188ZM190 159V158H189ZM189 159H187V160H189ZM10 160V161H9ZM180 160H182L181 162H180ZM21 162V161H20ZM183 162V163H184ZM186 162H188V161H186ZM14 164H16V165H14ZM20 164V163H19ZM167 164H169V166H170V169H169V166H167ZM180 165H177V166H180ZM184 165V168L182 167ZM187 167V166H186ZM168 168V169H167ZM172 169V170H171ZM178 171V172H173V171ZM92 172H100L99 171V169L98 168H96V169H93V171ZM171 174H170V173ZM173 172V173H172ZM190 172V171H189ZM188 172V173H189ZM175 173V174H174ZM180 173V174H179ZM163 174V175H162ZM178 174V175H177ZM172 175V176H171ZM182 178H181V177ZM169 177V178H168ZM178 177V178H177ZM180 177V178H179ZM4 178V174H3V172L0 170V180L1 179H3ZM97 178H99V177H97ZM96 178V179H97ZM173 183V184H172ZM168 184V185H167ZM172 184V185H171ZM178 185V186H177ZM166 188V189H167ZM181 192V191H180ZM171 197H167L166 199H165V202L162 204L163 205V207L164 206H167V205H169L170 203H172L173 201H172V198L170 199ZM181 200V201H180ZM167 202V203H166ZM186 202V199H184V197H183V195L181 196V197H179V200L177 201V205H178V208H179V206L181 207V205H183L184 203ZM166 204V205H165ZM154 207V208H153ZM156 208V209H155ZM151 211H154L152 214V216H151V214H150V219L148 220L147 218H145V214L141 211H137V212H129L128 211V213L129 214H127V212H119L118 213V215L116 214V216H118L117 218H114L113 219V221H117L116 223H114V224H112V222L110 223V224H112V226L111 225H108L109 227H107V228H105L104 230H106V234H105V231L103 230V231H101V232H99V234H98V232L97 233H94V234H92V237H90L89 236V238L87 237V236H85L86 238V241H85V239H84V237H82V238H74V236H71V235H73L72 233V231L73 230H70L68 227H66V226H68V225H70V223H71V220L69 219V221L67 220L66 221V223L65 222H63L62 224H63V227H65L64 229L65 230H62V231H64V233L65 232H67V233H69L70 232V234H68V238H70L69 240H68V242L67 241H65L64 242V244L66 243V245L64 246V244H63V248L66 250V252H65V250L64 249H62L63 251V253L62 252H60L58 255H56V257H54L53 259H56L55 261H53V260H51V261H53V264H116L113 260H112V257H111V260H110V256H109V254L107 253V251L109 252L112 248V245H113V243H115L114 242V240L115 241H117L118 239H119V237H121V235H126V239H125V241H124V245H129V243L131 242V240H132V243H130V245H132L133 244V242H136V240H137V243H138V239H140L139 240V243L138 244H140V247H139V245L137 246L138 248H142V247H144L148 242H149V240H151L153 237V235H154V233H157V231H158V229L160 228L159 226H161L162 225V223L165 221V218L163 219H160L159 220V222H158V220L156 219V215H157V213H155V212H157V209H158V206H152L151 207ZM256 210H259V211H256ZM136 213V214H135ZM139 213V214H138ZM263 213H264V211H262V210H260L259 208L258 209H255V210H252V212H250L249 214H248V216L245 218L246 220H249V224H251L252 226H260V225H262L263 224V219H261L260 217L263 215ZM156 214V215H155ZM255 214V215H254ZM131 215V216H130ZM134 215H136V217L134 216ZM155 215V216H154ZM123 216V217H122ZM154 216V217H153ZM167 216V215H166ZM165 216V217H166ZM254 216V217H253ZM260 216V217H259ZM141 217V218H140ZM68 218H69V216H68ZM168 218V217H167ZM143 219V220H142ZM169 219V218H168ZM120 220V221H119ZM138 220H140V221H138ZM152 220V221H151ZM260 220V221H259ZM126 221V222H125ZM142 221H144V222H142ZM146 221H148V223L146 222ZM151 221V222H150ZM156 223H155V222ZM252 221V222H251ZM138 222V223H137ZM140 222V223H139ZM137 223V224H136ZM142 223V224H141ZM144 223H146V224H144ZM258 223H260V224H258ZM50 224V222H48V225ZM68 224V225H67ZM115 224H117V226L115 225ZM140 226H139V225ZM255 224V225H254ZM258 224V225H257ZM135 225V226H134ZM128 226V227H127ZM143 228H142V227ZM152 226V227H151ZM154 226V227H153ZM144 227H147L146 229L144 228ZM150 227V228H149ZM159 227V228H158ZM22 228V229H21ZM20 229H17L18 230V233H17V231L16 232H14V230H13V232H11L10 230L9 231H7V232H5L4 234H0V236H3V240H2V242H1V247L3 248V249H7V250H9L8 252H9V255L8 256H12L13 257V259H15V260H22V261H24L25 259H28L27 257H35L36 255L38 256L39 255V253H40V248H41V250H42V247L44 246V247H46V246H50V245H52L53 243H56V239H57V236H55V237H53L52 235H48L45 231H41V230H38L37 228H35L33 225L31 226V225H28V227H27V225L26 226H24V227H21ZM31 228V229H30ZM153 228V230H151ZM25 229V230H24ZM139 229H140V231H139ZM147 229H149L150 231H152V232H150L149 230H147ZM19 230H21V231H19ZM109 230V231H108ZM135 230V231H134ZM156 230V231H155ZM23 231V232H22ZM134 231V232H133ZM138 231V232H137ZM147 231V232H146ZM154 231V232H153ZM11 232V233H10ZM30 232V233H29ZM133 232V233H132ZM138 234H137V233ZM14 233V234H13ZM104 233V234H103ZM138 235H136V234ZM148 233V234H147ZM16 234H18V235H16ZM23 234V235H22ZM24 234H25V236H24ZM40 234H43V235H40ZM46 234V235H45ZM118 234H120V236L118 235ZM133 234V235H132ZM134 234H135V236H134ZM206 234H209V233H206ZM206 234H202V236L201 235H199V236H194V237H190L188 240L187 239H184V240H182V241H180V243H179V241L177 242V244H176V246H175V250L176 251H178V254H176L177 256V258L176 259H182V258H184L186 255H187V253H186V249L188 248V250L190 249V251H191V249H196L195 251L196 252H198V251H202L203 249H204V247H205V245H206V243H208L209 242V240H210V238H209V235H206ZM211 234V233H210ZM147 235V236H146ZM12 236V237H11ZM18 236V237H17ZM22 236V237H21ZM24 236V237H23ZM118 236V237H117ZM145 236V237H144ZM41 237V238H40ZM100 237V238H99ZM132 237H138L136 240L134 239V238H132ZM210 237H211V235H210ZM20 238V239H19ZM22 238V239H21ZM48 238V239H47ZM74 238V239H73ZM92 238V239H91ZM97 238V239H96ZM208 238V239H207ZM73 240V242H72V240ZM76 239V240H75ZM84 239V240H83ZM95 239V240H94ZM103 239V240H102ZM134 239V240H133ZM200 239V240H199ZM79 240H80V243H79ZM96 240H97V242H96ZM191 240H192V242H191ZM193 240H194V243H193ZM197 240H198V242H197ZM206 240H207V242H206ZM71 242V243H70ZM76 242H77V244H76ZM201 242V243H200ZM202 242H203V244H202ZM74 243H75V245H74ZM185 243V244H184ZM193 243V244H192ZM27 244V245H26ZM29 244H31V245H29ZM50 244V245H49ZM96 244H98V245H96ZM36 245H37V247H36ZM96 245V246H95ZM186 245V246H185ZM25 246V247H24ZM27 246V247H26ZM39 246V247H38ZM23 247V248H22ZM67 247V248H66ZM78 247V248H77ZM193 247V248H192ZM196 247H199V248H196ZM32 248H33V250H32ZM80 248V249H79ZM185 248V249H184ZM202 248V249H201ZM25 249V250H24ZM28 249H30V251L28 250ZM39 249V250H38ZM109 249V250H108ZM187 250V251H188ZM19 251V252H18ZM78 251V252H77ZM84 253H83V252ZM75 252V253H74ZM76 252H77V254H76ZM89 252V253H88ZM195 252V253H196ZM12 253V254H11ZM83 253V254H82ZM22 254V255H21ZM79 254H81V256L79 255ZM180 254V255H179ZM186 254V255H185ZM190 254H191V252H190ZM193 254V253H192ZM191 254V255H192ZM14 255V256H13ZM73 255V256H72ZM178 255H179V257H178ZM181 255H185L184 257L183 256H181ZM223 255H225V254H223ZM72 256V257H71ZM106 257V259H105V257ZM180 256H181V258H180ZM226 256V255H225ZM228 256V255H227ZM66 257V258H65ZM107 257H108V259H107ZM193 257V256H192ZM19 258V259H18ZM57 258H59V259H57ZM65 258V259H64ZM190 258H191V256H190ZM50 259H52V258H50ZM49 260V259H48ZM48 260H47V262H46V264H48ZM99 260H101V261H99ZM183 260V259H182ZM50 261V260H49ZM107 261V262H106ZM178 261V260H177ZM180 262H181V260H179ZM178 261V262H179ZM227 261H228V259H227ZM54 262H56V263H54ZM100 262V263H99ZM130 262H131V258H129V259H126L125 261H122V262H120V264H130ZM179 262V263H180ZM52 264V262H49V264ZM117 264H119V263H117Z\"/></svg>",
  "mask_w": 264,
  "mask_h": 264
}]
</instances>
